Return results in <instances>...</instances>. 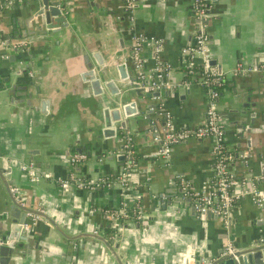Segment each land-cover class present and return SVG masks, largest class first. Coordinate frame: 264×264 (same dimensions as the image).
I'll return each mask as SVG.
<instances>
[{"label": "crops", "instance_id": "crops-1", "mask_svg": "<svg viewBox=\"0 0 264 264\" xmlns=\"http://www.w3.org/2000/svg\"><path fill=\"white\" fill-rule=\"evenodd\" d=\"M62 1L70 9L72 29L61 27L45 34L34 17L41 0L1 9L0 212L9 184L22 193L28 206L45 214L29 220L18 233L8 264H180L186 252L193 256L189 264H194L197 258L223 252L228 241L237 248L264 237V206H256L249 196L231 208L225 227L219 218L198 217L175 192L177 186L168 184L175 172H181L192 185H202L213 173L212 140L189 138L174 145L169 161H164L157 154L148 117L143 116L156 99L129 91L127 101L135 102L142 118L122 112L125 128L99 135L101 106L111 105L117 93L106 88L96 94L86 85L83 54L94 68L108 69L122 88L117 68L128 56L133 31L163 39L160 55L171 64L167 78L176 87L163 93L161 100L176 126L202 119L203 88L193 78L188 87L182 81L181 48L192 41L195 26L192 0H136L133 23L122 0ZM211 4L212 63L227 74L238 63L264 61V0H211ZM27 20L29 28L23 23ZM15 21L21 23L15 27ZM96 53L104 64L97 63ZM142 55L151 66V48L144 47ZM226 80L217 107L233 156L230 170L245 185L248 176L254 179L264 170V73L227 75ZM240 100L246 105L240 106ZM154 126L156 133L163 132L161 120ZM125 130L133 134L135 149L128 186L115 183L88 190L57 182L72 171L82 176L118 174L125 159L120 156ZM74 151L87 154L78 166L68 160ZM245 151L246 162L239 156ZM30 162L34 172L42 174L39 179H31L32 170L24 167ZM257 186L264 196V181ZM125 193L140 202L144 221L123 222L118 239L111 241L108 236L115 227L100 209L119 206ZM5 228L0 218V245ZM94 228L99 234L92 233Z\"/></svg>", "mask_w": 264, "mask_h": 264}, {"label": "built area", "instance_id": "built-area-1", "mask_svg": "<svg viewBox=\"0 0 264 264\" xmlns=\"http://www.w3.org/2000/svg\"><path fill=\"white\" fill-rule=\"evenodd\" d=\"M27 0H2L0 1V12L5 6H11L16 2ZM123 11L129 22L134 20V7L136 0H122ZM211 0H192L193 15L195 26L192 32V41L181 48V55L185 62L183 84L189 86L192 78L200 85L206 94V109L202 119L194 125L176 126L168 110L164 108L162 95L154 96L157 102L148 106V110L156 120H163V132L156 133L154 140L159 142L157 153L164 161H169L171 149L174 145L180 144L189 138H210L213 159V173L200 186H194L181 173L175 172L168 180V184L180 187L182 197H189L190 203L194 206L197 216L203 217L206 212H211L218 216L225 227L230 224L229 212L239 199L249 196L252 202L258 206H264V196L258 188L257 183L264 181V170L256 176H248L245 185L242 184L231 172L230 162L233 159L232 153L226 144V134L223 120L217 107V99L220 95V87L225 84L228 76L243 75L249 72L264 73V61L253 64H236L230 71L223 72L211 62L209 46V18L211 11ZM144 47L152 50L153 64L146 66L145 58L142 55ZM163 49V39L148 35L141 31H133L131 35L130 56L135 75L139 80L140 87L150 91H169L176 87L174 82L167 78L171 64L161 58ZM156 131V129H154ZM124 165L118 174L110 175L106 173L97 176H82L75 172H70L67 176L57 179L62 186L75 185L79 188L94 190L101 186H112L121 183L128 186V174L134 164V136L129 130H125L122 136ZM244 162L248 157V152L239 155ZM87 158L84 152L74 151L68 158L72 166H78ZM32 170L31 179H39L41 173L34 172V165L30 162L24 167ZM11 191H17L16 187H11ZM95 210V209H94ZM38 211H41L39 208ZM100 211L111 220L115 230L109 234L111 241L117 240L121 231L122 223L132 220L136 223L144 221L145 214L142 211L140 202L130 198L126 193L123 195L121 204L115 207H102ZM29 220L35 221L40 215L27 212ZM27 225V224H26ZM99 228L92 230L93 234H99ZM235 250L231 242H227L222 254H227ZM193 256L186 252L180 264H189Z\"/></svg>", "mask_w": 264, "mask_h": 264}, {"label": "water", "instance_id": "water-1", "mask_svg": "<svg viewBox=\"0 0 264 264\" xmlns=\"http://www.w3.org/2000/svg\"><path fill=\"white\" fill-rule=\"evenodd\" d=\"M1 14V12H0ZM1 17V16H0ZM34 17H38L40 21V32L41 33H51L54 30L58 31L61 27L67 28L71 30L70 22L72 20L70 16V9L67 6L66 2L62 0H41L40 8L35 12ZM33 18H30L31 21ZM20 21H15L14 26L19 25ZM27 28L32 25H29L28 20L23 22ZM37 31V30H35ZM97 58L98 64H104V60L100 59L98 54H94ZM84 62L86 65L85 80L86 85H89L93 92L96 94L110 90L117 95L111 100V105L101 106V115L99 120V128L101 129V136H109L111 134H116L117 128H125V121L122 119V112L127 115H133V118H142L141 114L136 113L135 102L127 101L129 91L135 92L139 96H146L148 98H153L154 96H159L165 93L166 91H150L148 89H144L140 87L139 80L135 75V71L133 69V64L130 56V51L128 50V56L125 58L123 62L118 66L119 76L124 81L123 87L120 88L116 86V83L113 79L112 74L109 76L108 69H96L92 61L88 59V54L84 53ZM212 62V61H211ZM214 64V63H212ZM131 65V67H130ZM130 67V69H128ZM221 70V69H219ZM251 73V72H249ZM248 74V73H247ZM245 75V74H243ZM238 75H230L229 77H235ZM240 76V75H239ZM227 80L225 81L226 84ZM21 87V86H19ZM243 88V87H241ZM154 103V100L148 104ZM245 103H242L240 100V106H245ZM148 106L145 110V115L148 117V129L152 136H155L156 132L154 131V123L157 121L152 113L148 110ZM240 109L234 108L233 111L238 112ZM243 112L244 110H240ZM162 122L163 120L159 119ZM121 135V140H122ZM159 145V142H157ZM123 141L121 143V158L124 157L123 153ZM82 151L81 148L78 149ZM158 154V153H157ZM8 185V191L5 198L2 199V209L0 212V218L6 222V228L4 229V233L1 234V237L4 241L2 245H0V264H8L12 252L15 250V238L20 237L18 233H20L23 228L25 229L29 222V216L27 212H32L41 216H44L43 212H40L36 209L31 208L26 204V200L22 196L20 191L12 192L10 189V185ZM172 185V184H170ZM175 192L179 193L180 198L187 203L190 204L191 209L195 214H197L194 206L190 203L189 197H182V190L180 187H175ZM163 194L160 193V196ZM215 217L218 218L215 214L211 212H206L203 214V217ZM96 235V234H95ZM24 237V236H23ZM107 244L111 245L110 242L106 241ZM221 253V254H220ZM194 264H264V237L257 238L254 240L252 245L237 247L233 252L222 254V250L218 251V253L214 256H208L204 259L197 258Z\"/></svg>", "mask_w": 264, "mask_h": 264}, {"label": "trees", "instance_id": "trees-1", "mask_svg": "<svg viewBox=\"0 0 264 264\" xmlns=\"http://www.w3.org/2000/svg\"><path fill=\"white\" fill-rule=\"evenodd\" d=\"M222 87H223V86H221V87L219 88V89H220V91L222 90Z\"/></svg>", "mask_w": 264, "mask_h": 264}]
</instances>
